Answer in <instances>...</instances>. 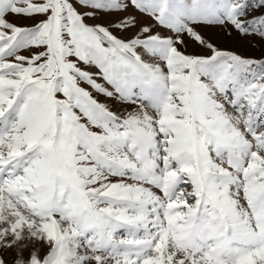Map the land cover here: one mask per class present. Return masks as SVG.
I'll list each match as a JSON object with an SVG mask.
<instances>
[{
    "label": "snow or ice",
    "instance_id": "snow-or-ice-1",
    "mask_svg": "<svg viewBox=\"0 0 264 264\" xmlns=\"http://www.w3.org/2000/svg\"><path fill=\"white\" fill-rule=\"evenodd\" d=\"M264 0H0V264H264Z\"/></svg>",
    "mask_w": 264,
    "mask_h": 264
},
{
    "label": "rangeland",
    "instance_id": "rangeland-1",
    "mask_svg": "<svg viewBox=\"0 0 264 264\" xmlns=\"http://www.w3.org/2000/svg\"><path fill=\"white\" fill-rule=\"evenodd\" d=\"M205 34L211 36L220 47L236 51L243 56L257 59L264 57V41H261L258 37L254 41L247 38H225L218 30H209Z\"/></svg>",
    "mask_w": 264,
    "mask_h": 264
}]
</instances>
